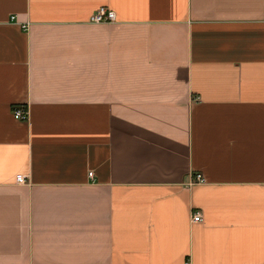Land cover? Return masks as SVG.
<instances>
[{
    "label": "crops",
    "instance_id": "1",
    "mask_svg": "<svg viewBox=\"0 0 264 264\" xmlns=\"http://www.w3.org/2000/svg\"><path fill=\"white\" fill-rule=\"evenodd\" d=\"M184 260L264 264V0H0V264Z\"/></svg>",
    "mask_w": 264,
    "mask_h": 264
},
{
    "label": "built area",
    "instance_id": "2",
    "mask_svg": "<svg viewBox=\"0 0 264 264\" xmlns=\"http://www.w3.org/2000/svg\"><path fill=\"white\" fill-rule=\"evenodd\" d=\"M13 15H10L9 18L13 19ZM90 22H110L115 19L114 12L109 9H105L103 6H99L96 8L91 15L89 16ZM26 25H22V28H25ZM12 114L15 118L18 119H25L26 118V109L24 107H14L12 109ZM87 174L90 176L92 174V171H88ZM15 180L17 182H23L24 176L22 173L15 174ZM193 182H201L203 181V176L196 172L193 174ZM190 219L192 221L200 220V212L198 210H194L191 212ZM183 264H188V260H184Z\"/></svg>",
    "mask_w": 264,
    "mask_h": 264
}]
</instances>
